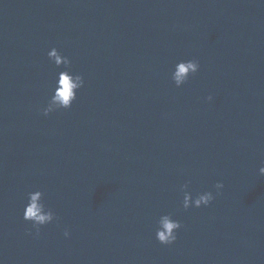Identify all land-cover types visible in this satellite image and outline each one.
Listing matches in <instances>:
<instances>
[{"label":"water","instance_id":"obj_1","mask_svg":"<svg viewBox=\"0 0 264 264\" xmlns=\"http://www.w3.org/2000/svg\"><path fill=\"white\" fill-rule=\"evenodd\" d=\"M52 47L85 85L44 116ZM262 166L264 0H0V264H264ZM184 183L215 199L185 210ZM35 190L58 217L38 237Z\"/></svg>","mask_w":264,"mask_h":264},{"label":"clouds","instance_id":"obj_2","mask_svg":"<svg viewBox=\"0 0 264 264\" xmlns=\"http://www.w3.org/2000/svg\"><path fill=\"white\" fill-rule=\"evenodd\" d=\"M48 59L55 64L57 68L63 67V71L58 73L54 83V90L42 108V114L49 116L50 114L60 110H70L77 100V94L85 85L83 75L75 73L71 70L72 61L68 56L62 55L56 48L52 47L47 52ZM175 71L171 73V79L177 88L185 85L191 76H194L200 70V62L197 59L181 60L174 65ZM213 97L209 95L208 101ZM259 174L264 176V166L259 168ZM188 183L181 185L183 192L182 206L185 210L195 207H208L215 195L213 191H204L193 197L188 191ZM224 188L222 182L214 185L215 194L219 195ZM44 193L40 190L31 191L27 194V203L23 209V220L30 222L32 228L35 229V235H40V229L58 220V217L51 208H47L43 202ZM182 227L181 223L173 219L171 214H163L157 221L155 238L165 246L173 245L177 240V232ZM32 235L31 232L28 233ZM63 235L65 238L70 237V232L65 229Z\"/></svg>","mask_w":264,"mask_h":264}]
</instances>
